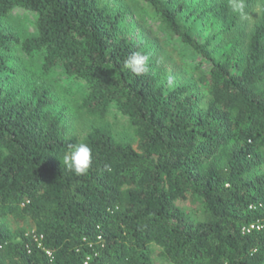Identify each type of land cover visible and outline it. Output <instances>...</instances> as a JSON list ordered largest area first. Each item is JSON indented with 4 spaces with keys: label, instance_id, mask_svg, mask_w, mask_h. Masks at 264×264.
Instances as JSON below:
<instances>
[{
    "label": "trees",
    "instance_id": "trees-1",
    "mask_svg": "<svg viewBox=\"0 0 264 264\" xmlns=\"http://www.w3.org/2000/svg\"><path fill=\"white\" fill-rule=\"evenodd\" d=\"M131 1L195 83L163 81L160 49L126 34V0H0V264H264V5L238 50L218 44L238 14L203 33L186 0ZM136 51L141 76L124 67ZM60 100L97 119L114 108L136 146L106 124L69 135ZM79 142L83 176L63 164Z\"/></svg>",
    "mask_w": 264,
    "mask_h": 264
},
{
    "label": "rangeland",
    "instance_id": "rangeland-1",
    "mask_svg": "<svg viewBox=\"0 0 264 264\" xmlns=\"http://www.w3.org/2000/svg\"><path fill=\"white\" fill-rule=\"evenodd\" d=\"M126 1H128L130 5L136 9L135 13L130 14L127 19L128 31L126 34L133 40L145 37V39L151 44V46L154 47V49H156V51H158V48L160 49L158 52V60H160V67L162 70L164 69L161 74L163 81H165L168 85L167 79L171 76L173 79V84L171 86L186 82L195 83L198 76L197 72L194 71L189 63L181 60L171 47H166V39L160 32H158L154 24H151L150 21H148L146 25L142 26L139 23L141 11L137 7L138 5H136L134 1ZM226 1L227 5L223 8L221 5L224 2L226 3ZM186 2L188 3L190 9L194 10L195 14L200 12L203 13V33L214 31L224 32V29L229 24L231 17L238 14L235 20L234 28L229 32L219 34L220 36L218 37L219 48H227L230 44V40H235L238 42V50H242L246 47L248 37L254 26L259 22L261 7L264 5V0H252L249 4L247 3V5L244 6L242 11L237 12L233 11L230 0H186ZM245 3L246 0H243V4ZM137 15L139 16L137 17ZM149 24L151 25L149 26ZM260 88L264 90V81L260 84ZM66 103L67 104H65V101L62 100L61 102L60 100L59 104L60 106L61 104L68 105V109L64 111V115L65 126L69 135L81 138L85 136L92 127L106 124L109 126L116 139L122 142H129L133 147L136 146L137 140L128 119L117 113L114 108H112L103 119H97L83 114L77 109L76 105L69 102ZM259 173L264 174V165ZM177 205L183 208L184 211L192 218L197 216L198 206L191 203L189 200L178 201ZM1 221L3 220L0 219V222ZM6 222L10 224L12 228L21 226L27 230L30 229V225L28 223L22 224L12 222L10 219H7ZM153 264L169 263L163 260L157 252H155L153 255Z\"/></svg>",
    "mask_w": 264,
    "mask_h": 264
},
{
    "label": "clouds",
    "instance_id": "clouds-1",
    "mask_svg": "<svg viewBox=\"0 0 264 264\" xmlns=\"http://www.w3.org/2000/svg\"><path fill=\"white\" fill-rule=\"evenodd\" d=\"M233 11L240 12L244 8L243 0H230ZM150 55L136 51L128 56L124 62V67L135 76H141L149 71ZM169 86L173 84L171 76L168 77ZM92 163V152L90 147L79 142L69 145L67 153L63 156V164L66 169L76 176L87 174Z\"/></svg>",
    "mask_w": 264,
    "mask_h": 264
},
{
    "label": "built area",
    "instance_id": "built-area-1",
    "mask_svg": "<svg viewBox=\"0 0 264 264\" xmlns=\"http://www.w3.org/2000/svg\"><path fill=\"white\" fill-rule=\"evenodd\" d=\"M253 228H259V226L255 227V226H250V229H253Z\"/></svg>",
    "mask_w": 264,
    "mask_h": 264
}]
</instances>
